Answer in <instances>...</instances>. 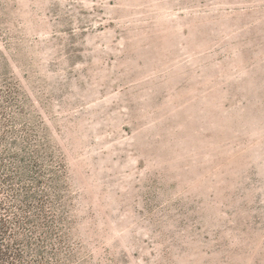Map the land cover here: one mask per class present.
I'll list each match as a JSON object with an SVG mask.
<instances>
[{
  "label": "rangeland",
  "instance_id": "1",
  "mask_svg": "<svg viewBox=\"0 0 264 264\" xmlns=\"http://www.w3.org/2000/svg\"><path fill=\"white\" fill-rule=\"evenodd\" d=\"M13 130L65 220L44 261L9 229L0 264H264V0H0Z\"/></svg>",
  "mask_w": 264,
  "mask_h": 264
},
{
  "label": "trees",
  "instance_id": "2",
  "mask_svg": "<svg viewBox=\"0 0 264 264\" xmlns=\"http://www.w3.org/2000/svg\"><path fill=\"white\" fill-rule=\"evenodd\" d=\"M13 132L15 131L13 130ZM14 136L16 138L14 137L15 139L10 142V139L7 137V134L2 133V135H0V146L7 145L10 142L9 145H12L13 149L20 148L23 152H25V154L30 153L29 156H31L28 158L26 157V155H24L23 157L12 156V158H10V164H7L5 162L4 155L5 153H8V150L2 149L0 147V165L3 166L4 171H12V175H8L10 177L5 176L2 178L3 186L9 187L8 189L11 195V206L6 208L5 204L0 203V210H5L10 216H12V220L8 221L7 219H1L0 239H3L4 237L9 236L11 234V232H8L9 229L13 230V228H16V233H14L13 236L16 238L23 236L25 233L24 231L26 230V232H30V234H27L25 236L26 241L22 244V246L25 247L28 252L36 251L44 261L45 255L48 252L46 250V247L52 245L53 242L58 239V235H54V230L58 225L53 226L52 224L57 222L59 224H62L64 223L63 220H65H52L50 215L48 214L46 207L47 205H51L55 209L62 210L64 208L65 203L63 201L60 188H58V185H55V182L58 180L56 172L55 174L52 173V175H54V177L52 178V182H50V180L48 179H46V181H43L44 174L42 172L44 168H46V166L44 165V162L46 160V153L44 155L43 152L46 150L42 151L39 149H32V143L27 146L24 143H20L18 141V135L16 134V132ZM24 136L26 137V134ZM47 140H49V138H47ZM29 161H32L34 164L32 163L30 165ZM33 165H35V167ZM12 168L14 170H12ZM30 171H33L34 173L36 172V174L29 175ZM52 183L54 184V186L52 185ZM43 186H48L54 189L53 201L48 199L49 195L47 196L43 193L44 189L41 188ZM0 188L4 187L1 186ZM20 216L22 219L20 218ZM8 225L10 227H8ZM25 225H29V227H26ZM60 227L62 226L60 225ZM37 233H40L43 236L41 237L42 239H35L34 236H36ZM35 240H38V242H34ZM59 243L62 244L61 242ZM3 247L5 248V245H3ZM3 247L0 246V255L3 254L9 257L10 254L4 253ZM60 249H62V247ZM60 249L57 248L56 250L54 249L55 251H52L53 256L57 258V260H59L61 255ZM17 251H14L16 255V260H24L25 258L23 252ZM11 256L13 257V255ZM66 257L72 260L76 258V255L73 252H69ZM42 263L44 264V262Z\"/></svg>",
  "mask_w": 264,
  "mask_h": 264
}]
</instances>
